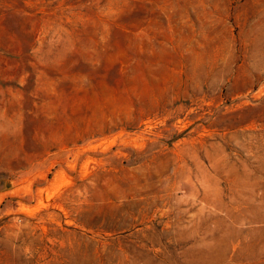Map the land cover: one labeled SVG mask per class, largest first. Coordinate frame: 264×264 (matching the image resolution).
<instances>
[{
  "label": "rangeland",
  "instance_id": "obj_1",
  "mask_svg": "<svg viewBox=\"0 0 264 264\" xmlns=\"http://www.w3.org/2000/svg\"><path fill=\"white\" fill-rule=\"evenodd\" d=\"M0 264H264V0H0Z\"/></svg>",
  "mask_w": 264,
  "mask_h": 264
}]
</instances>
